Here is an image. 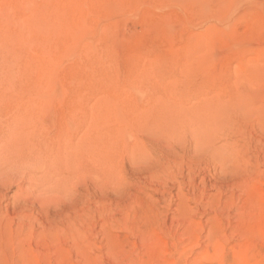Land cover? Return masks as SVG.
<instances>
[{
	"label": "rangeland",
	"instance_id": "1",
	"mask_svg": "<svg viewBox=\"0 0 264 264\" xmlns=\"http://www.w3.org/2000/svg\"><path fill=\"white\" fill-rule=\"evenodd\" d=\"M4 135L0 264H264V0H0Z\"/></svg>",
	"mask_w": 264,
	"mask_h": 264
},
{
	"label": "bare ground",
	"instance_id": "2",
	"mask_svg": "<svg viewBox=\"0 0 264 264\" xmlns=\"http://www.w3.org/2000/svg\"><path fill=\"white\" fill-rule=\"evenodd\" d=\"M43 5V4H42ZM29 14V13H28ZM37 15V14H36ZM35 20H37V19H35ZM39 20V19H38ZM34 23H36L37 24V22H33V24L31 23L30 25H32V26H34ZM35 24V25H36ZM36 26H38V25H36ZM39 27V26H38ZM33 28V27H32ZM37 29V28H36ZM6 34H7V32H6ZM34 35V34H33ZM30 38V37H29ZM36 46V45H35ZM38 47V46H37ZM42 53V52H41ZM23 60V59H22ZM24 66V65H23ZM23 113H26V115L23 117V121H28V123H33V122H35V114L34 113H36V107L33 105V106H30V107H27V110H26V112H24L23 111ZM17 120H15L14 122H20V123H22V120H21V118L19 117V116H17V118H16ZM81 120V119H80ZM87 122V120H86V118H84V120H82L81 121V123H79V125L81 124V127L82 128H80V126L78 125V128H77V132H80L81 133V131H83V130H87V127H86V129H84V127L86 126V123ZM28 123H23L22 125H25V124H28ZM81 129V130H80ZM18 131H24L23 129H21V130H19V128H16L15 130L13 129L12 131H11V133H10V140L12 139V141H13V149L14 148H19V150L21 151L20 153H23V154H25V156L27 157V160L30 162V165H31V167L32 166H37V165H39V164H43V163H46V162H51L50 161V158L51 157H49V156H47V155H45L44 154V149L46 148V147H43V148H41L40 149V145L39 144H41V143H39V144H37V143H33V140H32V138H34L35 136H33L34 135V133H27V134H25V133H21V135H19V139L17 140V138H15L14 136H15V133L16 132H18ZM14 134V135H13ZM30 134H32V135H30ZM83 135H82V138H81V142L82 143H86V141H87V138H88V131H86L85 133H84V131H83V133H82ZM6 135H4V136H1V138H0V140H2L1 141V144H2V142H6L5 144H3L2 145V147H3V149H5V150H7V148H8V150L10 151V152H13L14 150H12L11 148H9L8 147V141H3V139L4 138H7V137H5ZM0 144V145H1ZM31 146H34V148L30 151V149H29V147H31ZM32 148V147H31ZM27 149V150H26ZM24 150H26V151H24ZM30 151V152H29ZM45 151H46V149H45ZM47 151H48V149H47ZM46 151V152H47ZM24 152H28V153H24ZM49 153H51V152H49ZM48 154V153H47ZM54 157V156H53ZM52 157V158H53ZM25 158V157H24ZM57 158V157H56ZM60 158V157H59ZM26 160V161H27ZM63 164V163H62ZM41 167H42V165L39 167L38 166V170H39V168L41 169ZM62 167V166H61ZM58 169H59V167H58ZM61 170V169H60ZM59 170V171H60Z\"/></svg>",
	"mask_w": 264,
	"mask_h": 264
}]
</instances>
